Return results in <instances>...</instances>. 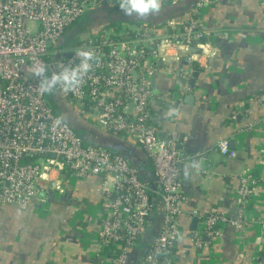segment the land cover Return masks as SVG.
<instances>
[{
	"label": "built area",
	"instance_id": "obj_1",
	"mask_svg": "<svg viewBox=\"0 0 264 264\" xmlns=\"http://www.w3.org/2000/svg\"><path fill=\"white\" fill-rule=\"evenodd\" d=\"M178 1L163 0V6ZM206 2L198 1L181 19H168L163 28L122 21L61 45L68 29L91 10L119 6L117 0H0V208L35 206L42 181L61 196L66 193V176H98L103 253L112 264H127L144 235L155 209L151 184L122 154L86 143L57 115L47 94L39 92L33 75L37 64L54 69L73 60L78 49L89 48L99 58L93 70L76 91L60 92L77 114L98 129L147 153L159 184L154 192L163 203L164 221L140 264L179 263L177 246L183 234L179 218L187 201L179 164L186 157L173 137L162 135L151 82L173 57L190 52L196 40L209 36L211 30L201 18ZM256 101L264 103V91L249 98ZM219 150L228 158L237 155L228 139L219 142ZM258 182L251 172L243 174L237 194L240 204L255 193ZM192 212L199 217L197 210ZM228 223L239 222L217 211L201 218L193 232L195 245L202 246L205 236H218L219 226Z\"/></svg>",
	"mask_w": 264,
	"mask_h": 264
},
{
	"label": "crops",
	"instance_id": "obj_2",
	"mask_svg": "<svg viewBox=\"0 0 264 264\" xmlns=\"http://www.w3.org/2000/svg\"><path fill=\"white\" fill-rule=\"evenodd\" d=\"M206 1L201 12L211 30L206 43L200 38L190 52L173 57L152 85L153 110L162 135L173 137L186 155L181 177L187 201L179 218L183 234L177 264H264V103L249 102L264 91V0ZM152 25L163 28L164 22ZM194 72H198L196 87L189 90L194 99L177 107L166 105L177 103L178 77L191 78ZM223 139L230 140L235 157L220 153ZM135 146L131 152L136 162L148 167L145 151ZM151 170L141 176L155 179ZM248 172L259 182L255 193L240 204L238 189ZM100 183L98 176H66V193L59 196L42 181L35 206L25 210L2 206L0 264H112L99 246ZM154 200L157 205L147 228L158 235L164 207L158 197ZM215 211L238 225H220L218 236H205V243L196 246L194 219L199 224Z\"/></svg>",
	"mask_w": 264,
	"mask_h": 264
},
{
	"label": "water",
	"instance_id": "obj_3",
	"mask_svg": "<svg viewBox=\"0 0 264 264\" xmlns=\"http://www.w3.org/2000/svg\"><path fill=\"white\" fill-rule=\"evenodd\" d=\"M198 1L199 0H180L175 4L163 6L159 12L155 14H149L146 17H137L135 15L126 16L123 10L119 6L102 5L97 8H94L93 10L95 11L93 13L90 12L85 20L89 22L90 26L89 24L88 26L92 28L91 31L94 30L93 28L96 29L99 26L98 24L94 25V22H97L98 20H100L99 21L100 23L107 24V25L113 24L116 22H122V21L148 22L150 24H158V23H163L167 21L168 19L176 18L182 14H186L192 8H194V6L198 3ZM96 9L99 10L98 13L96 12ZM71 38L67 36L68 43H70ZM206 38H207L206 36L202 37L205 43H206ZM59 58H60L59 55L56 56V59H59ZM197 76H198V72H194L191 78L179 76L177 79V83L181 87V89L179 90L176 89L177 103L172 105L170 104V102H167L166 105L177 107L181 101L191 102L194 99V96L189 90L195 89ZM156 78H157V74H154L152 77V85H154ZM172 92L173 90L171 91V93ZM55 98L56 97L54 93L50 94L51 100ZM54 105L56 107L55 109H56L57 115L64 122L69 124L77 133L81 134L86 143L93 145V146L106 148L114 153L122 154L130 162V164H132L138 170L139 174H141V172H148V171L151 172L152 171L151 169H149L148 167L144 165L141 168L139 166L140 164L136 162V159L133 157L132 155L133 153L131 152L133 150L132 145H134L135 149H137V146H135V144H131L127 142L126 140H122L118 138L117 136H112L111 133H107L103 130L98 129L96 126L87 122V120L85 119L82 120V119H79L78 117L74 118L72 117V115L71 116L64 115L63 114L64 108L62 107V105L56 101H54ZM69 107L71 108V106ZM65 109L67 110V108ZM71 111L73 113L70 112V114H76V112L72 108H71ZM70 117H72V119ZM178 149L181 150L180 146H178ZM183 157H186V155L183 154ZM138 159L140 160V158ZM197 161H198L197 159L194 160L195 163ZM144 162L142 161V163ZM182 164L183 163L179 164L180 170L182 168ZM146 180L151 184V187L155 191L156 188H154V183L152 179H146ZM197 224H198V219L195 218L194 225H193L194 230H196ZM157 236L158 235L154 233V229L151 232V228H147L141 241L137 244L136 248L131 253L127 264H140L145 254L147 253V251L149 250L150 246L153 244Z\"/></svg>",
	"mask_w": 264,
	"mask_h": 264
},
{
	"label": "clouds",
	"instance_id": "obj_4",
	"mask_svg": "<svg viewBox=\"0 0 264 264\" xmlns=\"http://www.w3.org/2000/svg\"><path fill=\"white\" fill-rule=\"evenodd\" d=\"M117 3L126 16L137 17L155 14L163 7V0H117ZM74 57L69 63L57 65L54 69L47 64L33 67V75L38 81L41 94H53L57 90L65 93L76 91L99 59L96 52L89 48L78 49ZM57 123H60L59 119ZM185 174H188L187 168Z\"/></svg>",
	"mask_w": 264,
	"mask_h": 264
},
{
	"label": "trees",
	"instance_id": "obj_5",
	"mask_svg": "<svg viewBox=\"0 0 264 264\" xmlns=\"http://www.w3.org/2000/svg\"><path fill=\"white\" fill-rule=\"evenodd\" d=\"M90 13V12H89ZM102 24V25H101ZM98 27H103V26H105V25H107V24H103V23H101ZM117 24V23H116ZM116 24H114V25H116ZM97 27V28H98ZM94 30H95V28H93ZM69 30V29H68ZM67 36H68V33H65L64 34V36H63V38H62V40H61V45H65V44H68V42H67ZM80 40V39H79ZM78 40V41H79ZM78 41H75L74 43H76V42H78ZM48 95V100H49V103L51 104V106L53 107V109H54V111L56 112V107H55V105H54V101H56V102H58L59 104H61L62 105V107L64 108V110H63V114L64 115H67V116H71L72 115V117H78L79 119H82V120H84V117L82 116V115H79V114H70V112L71 113H73L72 111H71V108L69 107V105L66 103L67 101H66V99L62 96V94H61V92H60V90H57L55 93H54V95H55V99H53V100H51L50 99V94H47ZM65 108H67V110L65 109ZM66 117V116H65ZM72 117H70L71 119H72ZM87 122H89V123H91L92 125H94V123L93 122H90L89 120H87ZM81 135V134H80ZM82 136V135H81ZM141 148V147H140ZM143 149V148H142ZM143 151H144V149H143ZM145 154H146V156H147V158H148V160H149V165H148V168L149 169H151V167L153 168V164H152V161L150 160V158H149V156L147 155V153L145 152ZM140 175V178L142 179V180H144V181H147L145 178H143V176H141V174H139ZM156 180V181H155ZM153 181V183H154V188H156V189H158V187H159V184H158V181H157V179H153L152 180ZM157 196H156V194H155V192H154V190L152 191V193H151V201H152V203H153V205H154V207L156 208V202H155V198H156ZM155 210V209H154ZM154 212V211H153ZM140 241V240H139ZM108 250V249H107Z\"/></svg>",
	"mask_w": 264,
	"mask_h": 264
},
{
	"label": "flooded vegetation",
	"instance_id": "obj_6",
	"mask_svg": "<svg viewBox=\"0 0 264 264\" xmlns=\"http://www.w3.org/2000/svg\"><path fill=\"white\" fill-rule=\"evenodd\" d=\"M86 20L85 19H82L80 21H78L74 26H72L71 28H69V30L66 32L68 33V37H72L71 40H70V43H74L76 41V35L77 33L79 32V29L81 30H84L86 32H91V29L89 26V22H85ZM100 20H98L97 22H94V25L95 24H98L100 25L101 23L99 22ZM89 24V26H88Z\"/></svg>",
	"mask_w": 264,
	"mask_h": 264
},
{
	"label": "rangeland",
	"instance_id": "obj_7",
	"mask_svg": "<svg viewBox=\"0 0 264 264\" xmlns=\"http://www.w3.org/2000/svg\"><path fill=\"white\" fill-rule=\"evenodd\" d=\"M89 15V13L87 14V16ZM86 16V17H87ZM86 17L85 18H83V19H86ZM85 22H87V20L85 21ZM97 27V26H96ZM89 33H91V32H86V31H84V30H81V29H79V32L77 33V35H76V41H78L80 38H83V37H86V36H88L89 35ZM47 97H48V95H47ZM87 120V119H86ZM55 195H57V194H55Z\"/></svg>",
	"mask_w": 264,
	"mask_h": 264
}]
</instances>
